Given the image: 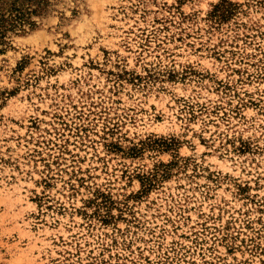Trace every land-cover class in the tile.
Segmentation results:
<instances>
[{"label":"rangeland","instance_id":"374dc122","mask_svg":"<svg viewBox=\"0 0 264 264\" xmlns=\"http://www.w3.org/2000/svg\"><path fill=\"white\" fill-rule=\"evenodd\" d=\"M43 1L0 35V264H264V0Z\"/></svg>","mask_w":264,"mask_h":264},{"label":"trees","instance_id":"16d2710c","mask_svg":"<svg viewBox=\"0 0 264 264\" xmlns=\"http://www.w3.org/2000/svg\"><path fill=\"white\" fill-rule=\"evenodd\" d=\"M43 3V0H0V35L24 25L28 15L37 12Z\"/></svg>","mask_w":264,"mask_h":264}]
</instances>
